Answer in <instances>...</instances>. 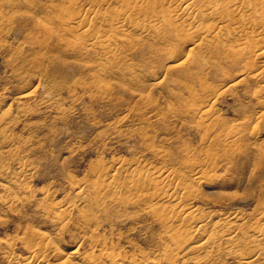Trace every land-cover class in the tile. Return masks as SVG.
<instances>
[{
  "label": "rangeland",
  "instance_id": "obj_1",
  "mask_svg": "<svg viewBox=\"0 0 264 264\" xmlns=\"http://www.w3.org/2000/svg\"><path fill=\"white\" fill-rule=\"evenodd\" d=\"M133 1L0 0V264H264V55L197 37L228 0Z\"/></svg>",
  "mask_w": 264,
  "mask_h": 264
},
{
  "label": "bare ground",
  "instance_id": "obj_2",
  "mask_svg": "<svg viewBox=\"0 0 264 264\" xmlns=\"http://www.w3.org/2000/svg\"><path fill=\"white\" fill-rule=\"evenodd\" d=\"M262 1V0H261ZM123 2V1H122ZM125 2H127L128 4H130V5H132L131 4V2L133 3V6H135V4H136V1H133V0H124V3ZM223 2H225V1H223ZM249 2V1H248ZM253 2V1H252ZM186 3V2H185ZM184 3V5L183 4H181V6H177V7H175L172 11H171V13L170 14H168V15H166V18H165V16H163L162 17V19H166V21H169V22H171L172 20V18H175L176 16H178V14H180V13H185V12H187V11H189V9H190V5L189 4H185ZM246 3V2H245ZM258 3H259V1H258ZM257 3V4H258ZM264 3V2H263ZM160 4H162L161 2H160ZM226 4H227V8L229 9V11L227 12V14H224V16H222L221 14H215V15H213L214 17H213V19L215 20L213 23H211L210 25H209V27H207L206 28V31H207V33L205 34V36H197V37H199V38H204V37H206V36H210V37H212L213 39H217V40H220V41H222V42H224V40L227 38V36H231V34L234 36V35H237V38L239 37L240 38V40H239V42L238 43H241L240 41H244V40H247V39H249L250 38V40H253L252 38H254V41L255 42H257V44H255V46H254V43H253V46L251 47V48H249V61H251L250 60V58H252L253 59V56H251L252 54L254 55V54H256V55H264V39H261V38H259L258 36H259V32H254V30L253 31H247L246 29L248 28H244L243 26H238L237 24H238V22H237V18H239V17H241V18H244V21H246V22H251V21H254L252 18H251V20H249V17H251L250 15L249 16H246V14L243 12L246 8H244V10L242 11V13H241V15H240V6H241V4H243V2L241 1V0H228L227 2H226ZM125 5V4H124ZM178 5H179V3H178ZM225 5V4H224ZM264 4H262V6H263ZM121 6V5H120ZM152 6V5H151ZM252 6V5H251ZM256 6H258V5H256ZM132 7V6H131ZM216 7V6H215ZM220 7V6H219ZM224 7V6H223ZM226 7V6H225ZM261 7V4L259 5V8L258 7H254V6H252L251 7V9H252V11H254L255 12V15H257V18H258V22H257V24H259V26H257V27H259V28H261V27H263L264 26V9L262 8H260ZM134 8V7H133ZM132 8V9H133ZM241 8H242V6H241ZM132 9H131V11H132ZM146 9V8H145ZM144 9V10H145ZM210 9H211V7H210ZM215 9V8H214ZM250 9V8H249ZM129 10H130V8H129ZM129 10L127 9V11H125L126 12V15H127V13H129ZM209 10V9H208ZM208 10H206V15H204V16H206L205 18H209L210 17V15H211V13L210 14H208ZM212 10V9H211ZM224 10V9H223ZM226 11V10H225ZM124 12V13H125ZM212 12V11H211ZM97 13V12H96ZM189 13V12H188ZM202 13V12H201ZM205 13V12H204ZM213 13V12H212ZM219 13V12H218ZM243 13H244V15H243ZM187 14V13H186ZM198 14V13H197ZM124 15V14H123ZM103 16V15H102ZM180 17L182 16V14L181 15H179ZM203 16V17H204ZM238 16V17H237ZM237 17V18H236ZM156 18V17H155ZM155 18H153V19H155ZM253 18H255L254 16H253ZM256 19V18H255ZM261 19V20H260ZM156 20V19H155ZM179 20V19H178ZM211 20H212V18H211ZM227 21L229 22H233V21H236L237 22V26L236 25H234V27L235 28H231V27H228L227 25H225L226 23H227ZM239 21V20H238ZM224 22H225V24H224ZM240 22V21H239ZM249 22V23H250ZM150 23V22H149ZM156 23V22H155ZM173 23H174V21H173ZM234 23V22H233ZM255 23V22H254ZM67 24V23H66ZM66 24H65V26H66ZM156 24H158V23H156ZM160 24H162V23H160ZM241 24V23H240ZM242 24H244V22L242 23ZM251 24V23H250ZM70 25V24H69ZM135 25V24H134ZM139 25V24H138ZM169 25H170V23H169ZM171 25H172V23H171ZM230 25H232L231 23H230ZM252 25H253V23H252ZM139 26H143V23L142 24H140ZM165 26V25H164ZM72 27L74 28H76L75 30L74 29H72ZM189 27V26H188ZM246 27V26H245ZM67 28V27H66ZM77 28H78V26L76 27V26H71V29L72 30H74L75 32H77V31H79V30H81V28L79 29V30H77ZM264 28V27H263ZM68 29H70V26L68 27ZM70 29V31H72ZM175 29V28H174ZM178 29H180V28H178ZM186 29V28H185ZM184 29V30H185ZM189 29H191V28H189ZM189 29H186L185 31L187 32V30H188V32H189V34H191V30H189ZM77 30V31H76ZM183 30V31H184ZM252 30V29H251ZM176 31V30H175ZM181 31V30H180ZM258 31V30H257ZM83 33V32H82ZM194 33V32H193ZM177 35V34H176ZM236 37V36H235ZM252 37V38H251ZM212 38H209L210 40H212ZM245 43V42H244ZM249 43V42H248ZM248 43H246V44H248ZM246 44H245V46L244 47H246ZM189 45V44H188ZM235 45V44H234ZM242 46L243 45V42L241 43V44H239V46ZM232 46V45H231ZM233 47V46H232ZM236 47H238V46H236ZM235 49V48H234ZM236 50H237V48H236ZM233 51V50H232ZM238 51V50H237ZM237 51H235L236 53H237ZM249 63V62H248ZM262 64L264 65V60H263V62H262ZM246 66H248V68H247V70H248V72H250V70L252 69V68H254L255 66H256V64L255 63H253V61H252V65H246ZM202 109V108H201ZM204 109V108H203ZM203 109H202V111H203ZM200 112V111H199ZM204 113V112H203ZM205 113L207 114V116L209 115V113H210V109L209 110H207V111H205ZM204 113V114H205ZM262 113L264 114V107H263V109H262ZM262 114V115H263ZM261 115V116H262ZM204 120V119H203ZM207 122V121H206ZM207 131V130H206ZM150 175H153L156 179H160V178H162V180H161V182L162 181H166L167 180V178H168V176H169V174H167V172H165V171H163L162 169H160V170H154V171H152V172H150L149 173ZM200 177H202L200 174H199V172H197L196 173V176L194 177V180L196 181V180H200L199 178ZM193 178V177H192ZM112 180V179H111ZM191 180V179H190ZM104 181V180H103ZM108 181H110V180H108ZM193 181V180H192ZM101 182V181H100ZM107 182V181H106ZM105 182V183H106ZM194 182V181H193ZM196 183V182H195ZM195 183H193V184H195ZM106 184H108V183H106ZM105 184V185H106ZM113 184V183H112ZM109 185V184H108ZM185 185V184H184ZM110 186H111V184H110ZM103 187V186H102ZM187 191V190H186ZM188 192V191H187ZM78 193V192H77ZM77 195V194H76ZM183 196V195H182ZM186 196V195H185ZM184 196V197H185ZM85 197V196H84ZM174 197V196H173ZM77 198H79L80 200H83V197H82V195L81 194H78V196H77ZM85 199V198H84ZM78 200V199H77ZM79 200V201H80ZM170 200H171V198H170ZM174 200V199H173ZM179 200V199H178ZM82 202V201H81ZM186 202V198H181L179 201H178V204L176 205V209H178V211L179 212H181V214H183L182 216H185V217H187L188 219H192V217H193V212L192 211H190L187 207H188V205L185 203ZM68 209V208H67ZM174 209H175V207H174ZM173 209V210H174ZM59 210V209H58ZM61 211V215H60V217L61 216H65V218H66V215L67 214H69L68 212H70V211H67L66 209H64L63 208V211H62V209L60 210ZM177 211V210H176ZM58 213V212H57ZM56 213V214H57ZM58 214H60V213H58ZM58 214H57V216H58ZM229 215V214H228ZM237 215V214H236ZM235 215V213H234V216H232L231 217V219L230 220H228V221H234L233 219H235L237 216L239 217V215H237L236 216ZM68 216V215H67ZM229 216H231V215H229ZM226 217H228L227 215H226ZM225 217V218H226ZM64 217L62 218V219H65ZM202 219V218H201ZM228 219V218H227ZM167 220V219H166ZM225 220V219H224ZM236 220H238V219H236ZM201 221V220H200ZM199 221V222H200ZM260 221V220H259ZM202 223H204L205 222V220H204V222H203V220L201 221ZM199 223V224H201V225H199V229H202L203 227H204V224H202V223ZM261 222V221H260ZM226 223H227V221H226ZM229 223V222H228ZM231 224V223H230ZM255 224L256 225H254V226H258L257 225V223L255 222ZM260 224V223H259ZM228 225V224H227ZM198 228V227H197ZM239 228V227H238ZM257 232H262V234H259V236H261V235H264V230H259V231H257ZM257 232H256V234H257ZM227 233V232H226ZM221 233V234H219L218 236H215V237H218L217 239H222L221 241H224L226 244H232V243H234L235 242V240H236V235H234V234H229V233ZM215 235V234H214ZM217 235V234H216ZM27 236V235H26ZM262 237V236H261ZM255 238H258V237H255ZM216 238H214V240H215ZM258 239H260V237L258 238ZM263 239V238H262ZM261 239V240H262ZM29 240V239H28ZM38 241V240H37ZM40 241V240H39ZM38 241V242H39ZM44 241V240H43ZM42 241V243L41 244H37V248L36 249H33L31 252H32V254L30 253V255L29 256H31L32 255V258H36L38 261H47V257H48V255H49V253H51V252H49V250H50V246L45 242H43ZM216 241V240H215ZM218 241V240H217ZM216 241V242H217ZM34 242V241H33ZM36 242V241H35ZM34 242V243H35ZM216 242H214V241H212V240H210V242H209V245H210V247L211 248H215V249H217L216 247H218V244H215ZM223 242V243H224ZM262 242H264V241H262ZM28 243V242H27ZM259 243H260V241H259ZM29 244V243H28ZM36 244V243H35ZM8 245V244H7ZM217 245V246H216ZM227 246V245H226ZM229 247H230V245H228ZM233 246V244L231 245V247ZM9 248V247H8ZM32 248V247H31ZM30 249V248H29ZM214 249V250H215ZM31 250V249H30ZM213 250V249H212ZM10 252H11V250H10ZM14 252V251H13ZM8 253V252H7ZM9 255L11 254V253H8ZM14 254V253H13ZM16 255V254H15ZM87 256H88V254H86ZM90 256H91V254H89ZM68 256L69 257H79L80 256V258L81 259H84L83 260V262L86 260V259H88V257H85L84 255H82L76 248L75 249H73V250H70V252L68 253ZM89 256V257H90ZM6 257V256H5ZM96 257V256H95ZM253 256H251L250 258L251 259H253V258H255V257H253ZM7 258H10V257H7ZM30 257H28V259H29ZM62 258V257H61ZM86 258V259H85ZM67 259V258H66ZM69 259H71V258H69ZM97 259V258H96ZM96 259H93V260H96ZM99 259V258H98ZM97 259V260H98ZM19 259H17L14 255H12L11 256V258L10 259H8L7 260V262H6V264H29V262H20V261H18ZM24 260H25V258H24ZM74 260V259H73ZM90 260H92L91 258H90ZM96 260V261H97ZM100 260V259H99ZM110 260V259H109ZM29 261V260H28ZM62 261V260H61ZM61 261H59V262H61ZM88 261V260H87ZM111 261H112V259H111ZM250 261V263H251V260H249ZM30 262H32V261H30ZM66 262H69V260L68 261H66ZM70 262H72V261H70ZM76 262H79V260L78 261H76ZM46 263V262H45ZM81 263V262H80ZM92 263V262H91ZM109 263V262H108ZM112 263H113V261H112ZM116 263H117V261H116ZM115 263V264H116ZM244 263V262H243ZM246 263H248V262H246ZM73 264H74V262H73ZM82 264V263H81ZM110 264V263H109Z\"/></svg>",
  "mask_w": 264,
  "mask_h": 264
}]
</instances>
